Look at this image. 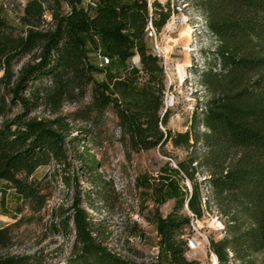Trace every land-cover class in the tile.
I'll return each instance as SVG.
<instances>
[{"label": "trees", "instance_id": "16d2710c", "mask_svg": "<svg viewBox=\"0 0 264 264\" xmlns=\"http://www.w3.org/2000/svg\"><path fill=\"white\" fill-rule=\"evenodd\" d=\"M83 1L53 0L48 5L46 0H27L15 9L13 24L3 16L0 0V117L5 118L0 125V182L28 203L32 213L45 208L46 197L33 177L43 167L68 166L67 147L76 141L70 138L67 119L56 114L64 103L84 100L89 92L90 103L75 113L76 120L96 124L112 112L119 143L130 152L170 144L189 153L201 143L208 170L203 182L226 235L209 241V254L217 264H253V257L262 255L264 264V0H191L217 44L212 64L198 75L207 100L197 104L184 133L165 129L169 112L164 108L163 64L146 44L148 22L159 35L171 16L168 5L95 0V9L85 11ZM98 51L109 59L108 66L90 63V55L96 58ZM25 58L29 61L14 73L15 64ZM134 58L138 68L127 66ZM103 73L104 81L97 82L95 75ZM16 107L20 111L7 118ZM43 107L55 117L32 116ZM199 126L206 132L196 131ZM86 154V161L76 153L73 161L96 174L97 163ZM199 166L189 153L172 176L162 177L165 187L156 192L164 190L166 199L159 198L147 217L157 236L154 264H199L186 258L183 239L191 222L209 210L196 179ZM76 179L73 173L71 182ZM169 200L173 207L162 216L159 208ZM73 211L71 220L52 215L56 223L51 230L75 239L64 264H136L108 253L96 242L85 213L75 204ZM12 227L0 230V252L12 243ZM0 264L44 263L35 256L0 253Z\"/></svg>", "mask_w": 264, "mask_h": 264}, {"label": "rangeland", "instance_id": "374dc122", "mask_svg": "<svg viewBox=\"0 0 264 264\" xmlns=\"http://www.w3.org/2000/svg\"><path fill=\"white\" fill-rule=\"evenodd\" d=\"M27 0H1L12 6V12ZM48 5L53 0H46ZM162 6L168 5L170 19L158 35L159 49L166 57V92L164 108L169 112L165 129L173 133L189 130L191 118L198 103H205L207 97L198 85V75L207 70L211 63V53L216 48V41L208 34L205 20L191 0H149ZM9 23L16 24L13 13L2 10ZM152 48V41L146 40ZM29 58L15 64L17 73ZM89 61L98 65L94 54ZM132 61L127 66L133 65ZM2 73L0 72V77ZM168 77V79H167ZM104 73L95 75L97 82H103ZM8 101V100H7ZM90 103V93L84 100L66 102L56 114L66 118L71 128L70 138L76 141L67 147L69 165L58 169L55 166L40 168L34 175L41 193L46 197L45 208L40 213H32L28 203L19 201L7 184L0 182V230L12 227V243L2 255L35 256L44 264H64L73 253L75 239L63 237L62 233L51 230L53 214H63V218L72 219L73 205L82 210L87 223L95 232L96 242L108 253L125 261L136 264H154L158 255L157 236L154 225L147 222V217L160 199L165 200L163 178L172 176L177 163L186 159L189 153L201 166L197 167V183L201 184V195L208 199L209 210L201 220H194L184 231L187 241L186 258L199 264H214L209 254L210 240L220 241L225 235L223 219L211 201L210 189L203 180L208 175L204 166L207 152L199 143L186 153L174 149L170 144L150 151L133 153L119 143L120 132L112 112L106 113L94 124L76 120L75 113L83 111ZM13 108L7 118L19 112ZM199 117L201 115L198 111ZM33 117L52 119L49 109L43 107L32 114ZM5 118L0 117V125ZM196 131L205 133L197 127ZM79 154L86 161L88 153L97 163L96 174H89V169L73 161ZM73 173L77 179L71 182ZM69 179L68 183L63 182ZM189 187L187 182L184 183ZM181 186L183 184L181 183ZM173 201H166L159 208L162 216L170 212ZM186 212V211H185ZM72 224H69V227ZM253 264H263V256L253 257ZM237 264V263H234Z\"/></svg>", "mask_w": 264, "mask_h": 264}, {"label": "built area", "instance_id": "2783aa9c", "mask_svg": "<svg viewBox=\"0 0 264 264\" xmlns=\"http://www.w3.org/2000/svg\"><path fill=\"white\" fill-rule=\"evenodd\" d=\"M148 3V8H150V1L146 0ZM97 5V2L95 0H84L82 3V7L85 11H90L92 9H95ZM1 7L5 12L8 13H13L12 12V6L6 4L5 2H1ZM14 14V13H13ZM15 17L17 16L16 13L14 14ZM16 19V18H15ZM146 39L151 40L152 41V53L157 56L158 58H160L162 60V64H163V72L166 75V57L161 53L160 49H159V43H158V35L156 34V32L154 31L151 22H148L147 25V29H146ZM96 59L98 60L99 64L98 67L99 68H104L106 66L109 65V59L102 57L100 55V52L98 51L96 54ZM137 58L133 59V66L135 68H138V59ZM168 79V77H167ZM0 197H1V193H0Z\"/></svg>", "mask_w": 264, "mask_h": 264}, {"label": "bare ground", "instance_id": "6f19581e", "mask_svg": "<svg viewBox=\"0 0 264 264\" xmlns=\"http://www.w3.org/2000/svg\"><path fill=\"white\" fill-rule=\"evenodd\" d=\"M137 60V59H136ZM212 258H213V263L214 264H217V262H216V259H215V257L212 255Z\"/></svg>", "mask_w": 264, "mask_h": 264}, {"label": "crops", "instance_id": "0c3cea01", "mask_svg": "<svg viewBox=\"0 0 264 264\" xmlns=\"http://www.w3.org/2000/svg\"><path fill=\"white\" fill-rule=\"evenodd\" d=\"M2 183H4V182H2ZM4 184H6V183H4ZM4 218V216L0 213V219H3Z\"/></svg>", "mask_w": 264, "mask_h": 264}]
</instances>
